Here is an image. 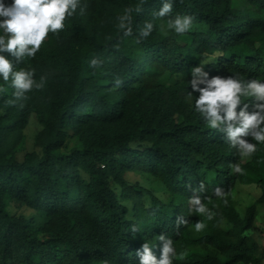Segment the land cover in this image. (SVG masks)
Wrapping results in <instances>:
<instances>
[{"label":"trees","instance_id":"1","mask_svg":"<svg viewBox=\"0 0 264 264\" xmlns=\"http://www.w3.org/2000/svg\"><path fill=\"white\" fill-rule=\"evenodd\" d=\"M141 3L81 0L84 14L78 10L62 32L50 33L34 59L17 64L2 53L14 70L34 69L46 84L20 107L8 104L14 89L0 78V264H139L145 242L160 258L161 234L177 249L173 264L264 261V242L255 237L257 206L264 207V144L241 160L186 93L200 64L210 78L238 73L264 82V0H174V15L195 18L190 31L162 32L157 21L141 43L121 41L117 16ZM161 6L143 0L134 27ZM246 103L251 112L253 101ZM32 116L40 126L38 151L20 160ZM236 162L242 174L231 171ZM129 174L147 176L165 197L130 183ZM201 181L204 191L194 192ZM243 186L260 195L241 212ZM216 187L224 189L222 198ZM195 195L212 220L192 210ZM15 203L36 215L15 214ZM181 215L187 225H177ZM197 220L207 225L201 236L193 235ZM133 225L140 230L133 233Z\"/></svg>","mask_w":264,"mask_h":264},{"label":"clouds","instance_id":"2","mask_svg":"<svg viewBox=\"0 0 264 264\" xmlns=\"http://www.w3.org/2000/svg\"><path fill=\"white\" fill-rule=\"evenodd\" d=\"M161 4L158 10L151 13L150 20L137 27H134L133 13L142 11L143 0L139 6L125 7L123 13L117 16L120 40L131 37L134 43H141L156 30L157 21L162 22L159 24L162 32L168 30L183 35L191 30L195 19L193 16L174 15V0H161ZM78 10L80 15L86 10L81 0H12L10 4L0 0V78L4 82L10 81L14 89L8 104L16 105L19 102V106L24 107L23 102L29 99L28 93L45 87L46 77L42 75L37 80L35 70L28 67L14 70L13 62L2 53L10 54L17 64L34 59L49 34L58 35L62 32L66 20L76 15ZM97 63L94 59L90 66ZM191 77L187 84L192 91L186 90L187 99L194 103L195 112L202 117L206 126L224 133L241 160L254 154L257 145L264 144V82L260 79H242L238 73L210 78L204 70V64L192 68ZM193 93L199 95L194 98ZM250 99L253 101L251 112L246 103ZM246 137H251L256 143L249 142ZM230 168L233 173H243L239 162L231 164ZM204 187L201 181L193 191L203 192ZM213 193L217 198L225 195L224 189L220 187L213 189ZM189 203L198 216L206 217L209 221L214 218L213 211L199 195L193 196ZM188 222L182 215L177 217L178 226L187 225ZM206 226L203 220H197L194 230L199 233ZM138 230L136 225L131 228L133 233ZM158 241L161 243L160 258L153 254L152 246L145 242L136 253L139 264H173L178 256L173 240L161 234ZM179 255L183 258L182 253Z\"/></svg>","mask_w":264,"mask_h":264},{"label":"rangeland","instance_id":"3","mask_svg":"<svg viewBox=\"0 0 264 264\" xmlns=\"http://www.w3.org/2000/svg\"><path fill=\"white\" fill-rule=\"evenodd\" d=\"M166 31H168V30H165L163 32H166ZM39 129H40V126L36 122L35 117L32 116L30 121H29L28 127L24 131V139H23V143L21 146V150L17 154L18 159L22 160L25 153H30L32 151H38L34 147V137L38 133ZM127 180L132 184L138 183L145 188H149V189L153 190V192L158 197H161V198L165 197V195L159 191V188L161 189V186L158 184L155 185L145 175L129 174L127 176ZM239 191L240 192L237 196L238 197L237 198L238 208L241 212H244V210L248 206H250L256 202V199L259 197L260 192L254 186H243V187L239 188ZM10 211L14 212L15 214L23 215L26 218H29V217L36 215L35 212L25 208L23 205L18 204V203L13 204L10 207ZM194 225L192 227L194 236H201L202 234L205 233V229L203 231L197 233L194 230ZM256 227L257 228L255 230V237L257 239H259L261 242H264V207L259 206V205L257 206ZM261 264H264V261H262Z\"/></svg>","mask_w":264,"mask_h":264}]
</instances>
